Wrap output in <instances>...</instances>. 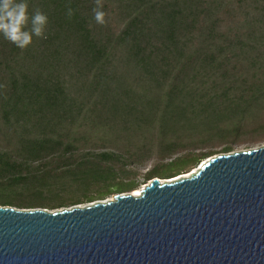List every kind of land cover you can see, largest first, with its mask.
Returning a JSON list of instances; mask_svg holds the SVG:
<instances>
[{"label":"trees","instance_id":"obj_1","mask_svg":"<svg viewBox=\"0 0 264 264\" xmlns=\"http://www.w3.org/2000/svg\"><path fill=\"white\" fill-rule=\"evenodd\" d=\"M27 3L47 15V39L20 49L0 36V205L54 210L130 192L125 169L153 147L234 140L261 118L264 0H100L103 25L96 0ZM43 162L55 168L27 172Z\"/></svg>","mask_w":264,"mask_h":264},{"label":"water","instance_id":"obj_2","mask_svg":"<svg viewBox=\"0 0 264 264\" xmlns=\"http://www.w3.org/2000/svg\"><path fill=\"white\" fill-rule=\"evenodd\" d=\"M0 264H264V146L108 201L0 206Z\"/></svg>","mask_w":264,"mask_h":264},{"label":"rangeland","instance_id":"obj_3","mask_svg":"<svg viewBox=\"0 0 264 264\" xmlns=\"http://www.w3.org/2000/svg\"><path fill=\"white\" fill-rule=\"evenodd\" d=\"M262 104L263 103H261L260 105ZM262 107H264V105H262ZM260 115H261L260 116L261 118L256 123L255 122L254 124L250 123L252 124V126L247 128L244 134L239 135L234 140H232L231 138H228V139L213 138L212 140L202 143V144L194 141L193 144L190 143L191 146L186 151H179L173 155H168L167 152H162L159 150V148L153 147L151 154L147 153L149 154V157L143 159L140 165H131L125 169L126 171H124L125 173L122 176H125V177L127 176V179H125L124 182L132 181L136 184V187L134 188V190L130 192H125V193L133 194L135 191H139L154 178H158L162 181V180H166V179H169L175 176L176 177L183 176V175L185 176L191 173L196 168H198L203 160H206L209 158V157L204 158L198 161L197 163H195L194 160H191L190 158H188V159H184V161H182L180 164L168 166L169 163L174 161L176 158L181 157L185 153L187 154V153L193 152L195 154H198V153L212 152V153H217L215 155L223 154L219 152L229 142H231V147H232L231 152L245 151V150L264 146V110H261ZM198 144L200 146H197ZM194 147H197V148H194ZM55 165L56 164L52 162L32 164L29 166V168H27V172L28 171H32V172L49 171V170L54 169ZM154 167H157L158 169L157 174H154V176H157V177H153L147 180L146 176L148 175V173H150L153 170ZM69 195L74 196L77 194L72 193V192L68 195L66 194V196H69ZM114 195L116 194H109V195L104 196L103 199L95 200L93 202L112 200ZM15 198H17L16 195H11L10 197H8L9 200H13ZM93 202H90V203H93ZM87 204L89 203H82L78 205L84 206ZM0 206H3V205H0ZM59 209H64V208H58L54 210H59ZM54 210H49V211H54Z\"/></svg>","mask_w":264,"mask_h":264},{"label":"clouds","instance_id":"obj_4","mask_svg":"<svg viewBox=\"0 0 264 264\" xmlns=\"http://www.w3.org/2000/svg\"><path fill=\"white\" fill-rule=\"evenodd\" d=\"M92 11L95 22L103 25L106 13L102 10L100 0H96V7ZM66 15L68 18L73 15L71 7L67 8ZM47 23V15L39 9L29 14L27 0H0V36L17 48H26L32 43L33 37L47 39Z\"/></svg>","mask_w":264,"mask_h":264},{"label":"bare ground","instance_id":"obj_5","mask_svg":"<svg viewBox=\"0 0 264 264\" xmlns=\"http://www.w3.org/2000/svg\"><path fill=\"white\" fill-rule=\"evenodd\" d=\"M197 169V168H196ZM196 169L195 170H193L191 173H194L195 171H196ZM184 176V175H183ZM186 177H188L189 176V174H187V175H185ZM163 181V180H162ZM136 193H139V191H135L133 194H136ZM132 194V195H133Z\"/></svg>","mask_w":264,"mask_h":264}]
</instances>
